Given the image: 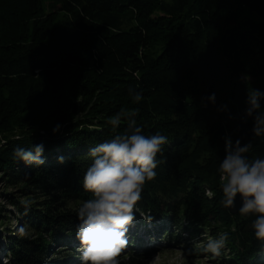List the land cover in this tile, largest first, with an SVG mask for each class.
Segmentation results:
<instances>
[{
	"label": "trees",
	"instance_id": "16d2710c",
	"mask_svg": "<svg viewBox=\"0 0 264 264\" xmlns=\"http://www.w3.org/2000/svg\"><path fill=\"white\" fill-rule=\"evenodd\" d=\"M0 40L12 42L0 45V229L11 221L1 200L27 228L6 229L7 264H49L56 253L82 264L76 210L92 198L83 177L92 149L125 133L126 120L108 123L121 109L168 144L120 264H141L154 239L182 245L220 233L219 262L264 264L256 214L223 207L218 172L229 138L251 143L249 160L264 158V135L246 114L249 93H264V0H0ZM40 144L42 165L14 159V149ZM15 187L19 195L7 193Z\"/></svg>",
	"mask_w": 264,
	"mask_h": 264
},
{
	"label": "clouds",
	"instance_id": "9594fccd",
	"mask_svg": "<svg viewBox=\"0 0 264 264\" xmlns=\"http://www.w3.org/2000/svg\"><path fill=\"white\" fill-rule=\"evenodd\" d=\"M141 99V93L133 96L134 102ZM261 100L264 93L258 90L249 93L246 114L253 118L252 132L257 137L264 135V113L257 111ZM136 115V110L121 109L110 117L108 123L113 128L122 120L127 121L125 133L99 143L90 152L92 163L84 174L82 187L92 198L80 201L76 210L82 264H120L118 257L128 245V228L135 220L144 185L155 179L157 156L168 144L167 136L160 133L144 135L137 126ZM58 130L59 125L54 131ZM251 147L250 142L242 145L236 140L233 144L230 138L226 139L225 157L218 168L223 197L220 203L233 209L239 197V213L256 214L251 227L256 239L264 242V158L249 160L246 154ZM43 150V144L30 149L18 147L13 156L27 165L40 166L44 163ZM19 235L26 236L27 228H19ZM227 239V233L209 237L204 250L218 256Z\"/></svg>",
	"mask_w": 264,
	"mask_h": 264
},
{
	"label": "rangeland",
	"instance_id": "374dc122",
	"mask_svg": "<svg viewBox=\"0 0 264 264\" xmlns=\"http://www.w3.org/2000/svg\"><path fill=\"white\" fill-rule=\"evenodd\" d=\"M170 1V0H167ZM45 13L50 12V11H57L58 8L54 7L53 9L48 6L44 8ZM60 16V15H59ZM12 42H9V40H0V45L3 46L4 49L9 48L11 46ZM12 47V46H11ZM0 50H3L0 48ZM0 189L1 191L4 190V185L0 182ZM7 193L12 194V195H19L17 187L15 188H7ZM17 191V192H16ZM20 201H24L23 196L19 197ZM1 204L5 207V211L8 212L7 215L8 217L11 218V221H8L5 223L4 226L0 230H3L1 232V237H0V264H7V260L5 257H8L7 254H5V250L7 249V236L8 233L6 232V229H9L10 231H15L16 233H19V228L20 226L17 225L16 222V213L15 211L9 207L6 202L1 200ZM26 202V201H25ZM134 225H137V222H133L128 230L133 229ZM150 224H147L146 226L142 227V229H139L141 234H144L146 230L151 228L149 226ZM187 236H185L186 238ZM187 239V238H186ZM205 241H195L189 242V241H184V244L182 245H177L173 243L172 241H161V240H151L148 242V246H152V250L147 251L148 253H145V256L141 257V264H223L222 262H219L218 257H216L214 254L210 252H206L204 250V245L207 241L208 238H204ZM170 242V244H168ZM136 243V242H135ZM81 248V247H80ZM55 252L59 251L57 247L52 248ZM79 250V249H78ZM135 251V250H134ZM62 253V252H61ZM79 253L81 251L79 250ZM57 254V255H56ZM54 254L49 261V264H63V263H58L57 258L59 256H62L60 253ZM7 255V256H6Z\"/></svg>",
	"mask_w": 264,
	"mask_h": 264
},
{
	"label": "water",
	"instance_id": "95a60500",
	"mask_svg": "<svg viewBox=\"0 0 264 264\" xmlns=\"http://www.w3.org/2000/svg\"><path fill=\"white\" fill-rule=\"evenodd\" d=\"M240 206H241V201H240V199H239V197H238L237 200H236V206H235V208H233V209H229V208H227V210H228V212H229L231 215H235L236 213L239 212V208H240Z\"/></svg>",
	"mask_w": 264,
	"mask_h": 264
}]
</instances>
